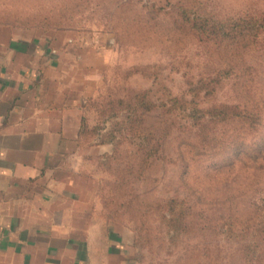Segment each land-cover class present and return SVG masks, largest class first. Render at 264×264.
<instances>
[{
  "label": "rangeland",
  "instance_id": "1",
  "mask_svg": "<svg viewBox=\"0 0 264 264\" xmlns=\"http://www.w3.org/2000/svg\"><path fill=\"white\" fill-rule=\"evenodd\" d=\"M182 6L212 21L264 19V0H0V17L53 39L59 87L88 97L89 125L110 100L132 104L145 95L155 105L150 113L138 111L133 127L159 139V158L138 167V139L129 142L128 113L116 103V137L123 141L126 133L127 140L118 148L116 173L104 171V182H126L115 184L116 209L129 201V215L141 216L147 228L140 234L151 238L129 250L138 264H264V231L256 225L264 218V30L204 43L174 24ZM197 90L200 108L237 105L260 116L257 126L212 123L206 135L219 143L203 150L180 102L195 99ZM126 163L136 168L125 176ZM172 199L192 210L190 232L173 240L161 219V206ZM119 218L117 224L133 229Z\"/></svg>",
  "mask_w": 264,
  "mask_h": 264
},
{
  "label": "crops",
  "instance_id": "2",
  "mask_svg": "<svg viewBox=\"0 0 264 264\" xmlns=\"http://www.w3.org/2000/svg\"><path fill=\"white\" fill-rule=\"evenodd\" d=\"M52 40L0 24V264H138L134 231L107 216L105 172L87 158L113 146L78 144L88 97L59 87Z\"/></svg>",
  "mask_w": 264,
  "mask_h": 264
},
{
  "label": "trees",
  "instance_id": "3",
  "mask_svg": "<svg viewBox=\"0 0 264 264\" xmlns=\"http://www.w3.org/2000/svg\"><path fill=\"white\" fill-rule=\"evenodd\" d=\"M172 9H175L174 7ZM178 9V8H176ZM177 13V18L174 19V24L180 29L188 31L191 33L197 40L204 43H216L223 44L225 41H229L235 38L238 34H242V32H258L264 30V19L258 17H252L248 20L235 21V22H223V21H212L205 17H202L197 14V12L188 10L185 7H179ZM4 17H0V24H8L7 19H5V15H1ZM55 21V20H54ZM10 26V25H9ZM52 27H57V23L55 22ZM12 27H18V24ZM230 72H224V76L229 75ZM219 76V75H218ZM225 77H220L217 81H220ZM214 81V80H213ZM199 90H197L194 94L195 99H191V101L184 100L181 98V109L184 114V117L193 118L192 127L196 128V138L197 143L203 148V150H211L213 146L218 145L219 141L216 137H210L208 134L206 135V130L209 129V126L213 123L214 126L220 123H225L227 121L231 122L233 120L238 119L241 124H248L250 127L255 128L257 123L259 122V115L254 114L248 111L241 110L237 105H221V106H212L208 108H200L197 100V97L200 95ZM207 95V94H206ZM142 97V98H141ZM144 96L136 97L133 100V103L124 104L123 100H110L105 105L98 106L97 115L98 121L95 125H89L87 113L88 110V101L86 103L87 111L81 119L80 131L78 134V144L84 149L88 150L96 145L102 144H112L113 151L111 154L104 155L103 157L89 154L87 158L97 159L98 165L101 169L107 173H116V157L118 154V148L122 142H125L126 136L128 132L132 133L133 137H130L129 142L131 143V138L138 139V149L133 154V159L138 160L140 168L144 169L148 165V160H153L159 158L157 156V151L159 150V145L156 144L155 136L152 133H139L133 126L138 121V111H143L145 113H150L155 108V105L151 104L149 101L145 99ZM179 99L174 98L171 100L173 103L172 106L169 107L168 113L172 112L171 109L178 103ZM116 103L118 107H123L125 112L128 113L126 119H128V131L125 133V137H123V141L121 139H117L116 133L120 134L121 130H116ZM101 119V123H100ZM209 120V121H207ZM111 122V129H107L106 124ZM105 125V126H104ZM137 128V127H136ZM106 130V132H105ZM124 131V130H123ZM134 134V135H133ZM138 134V135H137ZM134 141V140H133ZM217 142V143H216ZM136 144V142H135ZM155 144L157 146H155ZM202 150V152H203ZM118 158V157H117ZM134 168L136 166L134 163H126L124 166L125 176L126 174H130L134 172ZM121 172L120 170H118ZM123 175V174H122ZM126 183L123 178H119L118 182H103L100 186L101 191V199L103 201L104 207L106 208L108 215L112 220L117 221L116 218L123 216L124 218H128L129 222L132 223L133 231L135 234V245H139L141 242L144 244L149 243L150 236H143L141 234L142 228L147 231V228L144 224L141 223L142 217L140 216V220L135 218V216L129 215V211L131 206L129 201L120 202L117 205V211L115 203H116V195L114 187L116 184V188H120L123 184ZM105 184H111V188L109 191L105 190ZM263 202L262 209L264 210V198L261 199ZM256 205V203H255ZM115 206V207H114ZM258 206V205H257ZM163 209V215L161 219L164 227L171 233V238L177 239L179 233L187 234L191 230V218L189 217L192 214V210L190 207L184 206L183 202H178V200L172 199L165 202L164 206H161ZM160 208V207H158ZM150 209V208H149ZM120 212V213H119ZM123 218V219H124ZM139 224H141L139 226ZM258 232L263 229L264 231V218L261 219L258 223ZM142 227V228H141ZM262 232V230H261ZM141 233V234H140ZM141 235V236H140ZM254 255V253H253ZM252 255V257H253Z\"/></svg>",
  "mask_w": 264,
  "mask_h": 264
}]
</instances>
